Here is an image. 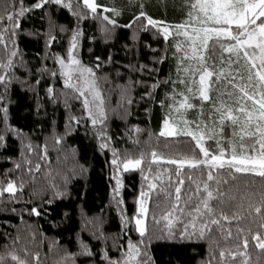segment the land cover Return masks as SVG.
<instances>
[{
    "label": "trees",
    "instance_id": "trees-1",
    "mask_svg": "<svg viewBox=\"0 0 264 264\" xmlns=\"http://www.w3.org/2000/svg\"><path fill=\"white\" fill-rule=\"evenodd\" d=\"M34 2L24 0L25 6ZM97 3L109 9L115 7L119 14L98 10V15L89 13L88 19L80 21L82 35L77 54L86 66L94 67L95 58H101V68H94V71L105 113L103 128L110 137L107 141L97 138L100 125L95 128L91 125L83 110L82 98L77 100L76 94L64 87L54 63L55 54H66L72 29L78 23L76 18L67 9L51 5L44 11L34 10L23 18L27 32L39 30L43 33L47 30L44 13L51 11L53 19L64 27V31L57 29L54 33L56 41L48 47L43 35L26 32L18 37L23 59L33 69L30 80L35 91L24 90L19 83H13L9 86L6 101L10 123L22 130L23 143H31L32 148L29 151L25 147L22 154L21 140L12 136L8 137L6 145H0V186L12 180L18 189L14 196L0 194V254L14 250L28 264H72L66 253L78 252V239L82 238L91 245L95 255L90 259L78 256L75 264H100L101 255L98 253L102 248H107L111 258H120L121 251L115 245L126 246L128 238L140 239L134 222L137 200L140 192L147 191L148 184L154 183L156 188L149 193L145 215L148 230L145 244L153 264H205L209 260L211 264H264V251L252 239L257 233L264 238V227H261L264 225V179L251 173L235 174L232 178L228 172L214 171V180L208 181L207 168L185 165L178 173L176 166L168 163L171 159L191 156L190 144L193 142L183 135L165 137L159 134L167 109H161L158 102L170 85L161 83L158 88L151 89V99L145 93L152 83L164 81L170 72L174 73L173 48L169 40L165 41L156 34V29L145 31L140 24L123 27L132 20L140 3L154 19L178 23L186 11L184 0H97ZM6 4L7 0H0V14L5 11ZM104 14L117 20L111 38L107 39L102 30L112 26L102 19ZM134 33L135 40L132 38ZM153 49L159 51L153 52ZM165 51L168 59L153 64V56L165 54ZM6 55L0 45V59ZM140 64L158 71L141 72ZM40 67L55 70L57 75L52 77L49 72H44L39 77V85H35L38 78L35 69ZM17 75L23 78L26 73L20 70ZM49 85L54 88L56 99L49 98L46 93ZM72 116L81 118L78 125L69 120ZM226 131L230 134V130ZM105 142L108 147L101 149L99 144ZM208 145L214 146V142L209 141ZM154 152L157 158L153 157ZM113 159L119 163L125 159L141 160L139 168L122 173L118 194L113 191ZM17 163L19 168L15 167ZM179 180H183V184H178ZM224 180L227 183H220L219 191L225 195L211 204L217 219H221V212L230 219H221L220 226H213L210 235L206 232L200 237V224L197 223L196 230L191 227L190 207L203 198L205 182L216 189L217 182ZM65 184L68 195L54 199L51 205L44 203L51 197L53 185L63 190ZM177 186L181 188L178 202L175 199ZM198 187L199 196L196 194ZM117 200L123 202L117 206ZM173 203H177V209L169 217L172 220L169 224L163 217ZM33 206L41 210L40 216L24 211ZM257 207L262 209L259 214L255 211ZM5 208H16V212L5 211ZM94 216L102 221V230L108 237L105 242L93 239L88 230H81L83 218ZM234 216L238 219L233 220ZM185 225L188 226L187 232ZM229 231L232 233L230 237ZM245 238L247 248L243 245ZM221 249L225 251L224 257L219 255ZM233 251L237 252L235 257L229 255Z\"/></svg>",
    "mask_w": 264,
    "mask_h": 264
},
{
    "label": "snow or ice",
    "instance_id": "snow-or-ice-1",
    "mask_svg": "<svg viewBox=\"0 0 264 264\" xmlns=\"http://www.w3.org/2000/svg\"><path fill=\"white\" fill-rule=\"evenodd\" d=\"M50 5L67 9L78 22L72 29L67 58L55 54L54 63L59 65L63 85L76 94L77 100L83 98V110L91 125L94 128L100 125L96 132L97 138L105 141L110 139L103 128L105 113L100 107L103 101L95 86L94 68L96 70L101 68V58L99 56L95 58L94 67L86 66L76 58L74 50L82 35L80 21L88 19L89 13L93 16L98 15V10L111 12L114 15H118L119 10L115 7L109 9L106 5L97 3V0H82L83 8L81 0H35L28 6H25L24 0H7L5 11L0 14V45H3L7 53L6 58L0 59V89H2L0 91V145H6L9 136L20 139L22 154L25 147L31 151L32 145L31 143L25 145L22 130L10 123L6 96L9 86L13 83H19L24 90L35 91L30 80L33 69L28 67L23 59L17 41L20 35L27 32L23 27V18L26 14L37 9L44 11ZM184 8L186 11L183 18L178 23L169 24L166 21L154 19L146 12L145 5L140 3L132 20L127 25H123L125 28H131L135 24H140L145 31L156 29V34L161 35L165 41H168L170 37L174 41L172 45L174 73L170 72L164 81L157 80L152 83L150 90L145 93L151 99L153 96L151 89L158 88L161 83L170 85L169 90L158 102L161 109H167L161 121L159 134L165 137L183 135L193 142L190 144L191 156L185 155L183 158L171 159L168 163L175 165L178 173L185 165L190 168H207L208 181L214 180V171L228 172L232 178H235V174L251 173L264 179V0H184ZM44 15L47 17V30L43 33L36 30L35 33L27 32V34L43 35L45 46L48 47L56 41L54 34L56 30L64 31V27L56 23L51 11L45 12ZM102 19L112 26L102 30L106 39L111 38L112 29L117 26V20L108 15H104ZM132 38L136 39L135 33ZM156 51L159 50L153 49V52ZM225 53L228 54L227 60L224 59ZM166 59L168 56L165 51V54L153 56L152 63H163ZM108 60L111 61V53ZM20 70L26 73L23 78L17 75ZM139 70L141 72L158 71L156 68H148L143 64L139 65ZM44 72H49L52 77L57 75L55 70L47 67L36 68L35 73L38 78L34 81L35 85H39V77ZM214 82L223 84L225 89L219 93L215 101L209 95ZM46 93L49 98L56 99L55 90L51 85L47 87ZM89 94L92 95L91 101L88 98ZM97 100L100 104L95 103ZM203 102H208L211 106L205 110L202 106ZM128 103H131V100ZM90 104H94L95 107H90ZM190 110L196 112L191 120L187 118ZM80 119L76 116L69 118L77 125ZM68 127L70 124L66 125V129ZM226 130H230V134ZM59 140L60 138L57 137V142ZM209 141L214 142V146H206ZM99 147L104 149L108 147V144L100 143ZM153 157L157 158L155 152ZM111 163L114 167H119L117 159H113ZM122 163L124 170L127 171L139 168L141 160L125 159ZM15 167L19 168L20 164L17 163ZM38 168L39 165H37ZM28 170L31 172V167ZM113 178L116 180V188L113 191L118 192L120 179ZM220 183H227V181H218L216 189H212L210 184L205 182L203 198L194 207H190L191 227L196 230L197 223L200 224V237H204L206 232L210 235L213 226H220L221 219L224 221L230 219L223 212L220 213L221 219H217L216 210L211 204L213 200L225 195L219 191ZM178 184H183V180H179ZM52 187L54 190L51 197L44 201L48 205H51L54 199L68 195L66 184L63 190L55 185ZM155 188L156 184L149 183L148 190H142L139 194L141 198L137 200L138 215L134 217V220L135 230L139 233L140 239L133 241L128 238L126 246L115 245L121 251V256L117 259L108 255L107 248L100 249L98 253L101 255L100 264H153L147 252L148 245L145 244L148 230L144 217L148 212L146 199ZM17 191L16 184L12 180H8L5 186H0V194L8 193L14 196ZM175 191L177 194L175 199L178 202L181 188L177 186ZM196 194L201 195L199 187ZM122 202L117 200V206ZM220 202L223 203V200L221 199ZM176 209L177 203H173L169 211L164 213L163 218L168 220L169 224L172 223L169 217ZM4 210L16 212V208ZM179 210L183 212V208ZM261 210V207L255 209L258 214ZM24 211H28L30 215H41V210L36 206ZM232 219L236 220L238 217L234 216ZM81 230H88L91 237L97 241L105 242L108 239L102 230L100 217H84ZM187 230L188 226L185 225V232ZM231 235L229 231L228 236ZM181 236H184L183 232ZM190 236L191 233H189ZM252 239L257 241L256 246L264 251V238L257 233L252 236ZM243 245L247 248V238L243 240ZM5 248L7 249V245ZM78 248V252L66 253V258L70 259L72 264H75L78 256L90 259L95 255L91 245L82 238L78 239ZM219 255L224 257L225 251L221 249ZM229 255L235 257L237 252H230ZM240 255L246 254L240 253ZM214 258L213 254L212 259ZM9 262L28 264V261L22 259L14 250L0 254V264H9ZM205 264H211V260Z\"/></svg>",
    "mask_w": 264,
    "mask_h": 264
},
{
    "label": "rangeland",
    "instance_id": "rangeland-1",
    "mask_svg": "<svg viewBox=\"0 0 264 264\" xmlns=\"http://www.w3.org/2000/svg\"><path fill=\"white\" fill-rule=\"evenodd\" d=\"M105 15V14H104ZM168 23V22H167ZM169 24H171V23H169ZM169 41H170V44H171V46L173 45V43H174V41H173V38L172 37H170L169 38ZM70 43H71V39H70V42H69V45H68V48H69V46H70ZM67 48V49H68ZM74 54L76 55V58L77 59H79V57H78V54H77V48L74 50ZM63 57H65V59L67 58V51H66V54L65 55H63ZM224 59L225 60H227L228 59V54L227 53H225L224 54ZM80 60V59H79ZM58 66V70H59V73H60V68H59V65H57ZM226 71H227V69H226ZM63 79V78H62ZM96 86V91L97 92H99V89H98V87H97V84L95 85ZM225 89H224V86H223V84H220V83H216V82H214L213 84H212V90L209 92V95H210V97L212 98V100L213 101H215V100H217V98H218V96H219V93H221V92H223ZM99 94H100V92H99ZM100 97H101V95H100ZM89 100L91 101L92 100V95L91 94H89ZM82 101H83V98H82ZM96 104H100V101L99 100H97L96 102H95ZM202 106L204 107V109L205 110H207L211 105L208 103V102H203V104H202ZM90 107H95V105L94 104H90ZM100 107H102V104L100 105ZM87 115V114H86ZM195 115H196V112L195 111H189V113L187 114V118L189 119V120H191V119H193L194 117H195ZM99 125V124H98ZM97 125V126H98ZM96 126V127H97ZM160 128H161V126H160ZM117 162H118V160H117ZM118 165H119V167L118 168H116L115 167V169H114V172H113V177H118L119 179H120V188H119V191L118 192H115L116 194H118L119 192H120V189H121V186H122V173L125 171L124 170V167H123V163H119L118 162ZM137 169V168H136ZM130 170H132V169H130ZM128 171V170H127ZM114 182H115V188H116V180L114 179ZM139 198H141V197H139ZM146 204H147V199H146ZM137 208H138V206H137ZM137 215H138V213H137ZM134 222H135V220H134ZM144 223H145V217H144Z\"/></svg>",
    "mask_w": 264,
    "mask_h": 264
}]
</instances>
